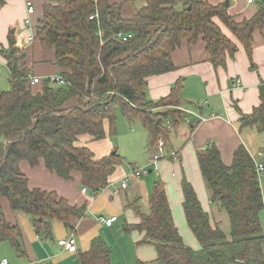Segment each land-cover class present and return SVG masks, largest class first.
Masks as SVG:
<instances>
[{
  "label": "trees",
  "instance_id": "obj_1",
  "mask_svg": "<svg viewBox=\"0 0 264 264\" xmlns=\"http://www.w3.org/2000/svg\"><path fill=\"white\" fill-rule=\"evenodd\" d=\"M127 1L143 3L129 20L123 19L120 11ZM4 4L5 0H0V7ZM214 18L240 41L251 61L252 33L264 27V6L249 20L237 23L224 4L211 5L205 0H122L115 4L110 0H48L35 27V39L54 50L65 85L43 80L39 93L31 90L29 71L18 65L22 45L16 30L9 29L8 49H0L10 76V90L0 91V198L8 201L13 212L25 214L42 240L52 239L53 220L71 228L70 218L81 217L84 211L70 206L55 192L29 188L19 162L35 167L42 160L64 180L79 172L97 194L108 184L121 157L114 152L96 160L91 150L75 143L83 135L94 141L115 136L113 114L119 106L129 121L140 118L149 133L151 150L158 138L166 144L165 118L175 126L184 116L175 109L180 86L175 83L164 98L147 101L146 79L174 70L171 54L182 42L192 46L198 38L204 42L212 66L224 68L227 57L234 58L237 49ZM118 33L130 38L121 41ZM75 96L78 105L64 109L63 103ZM258 98L260 104L241 117L239 129L264 132V81L258 86ZM232 160L226 167L212 144L196 154L210 203H218L227 215L230 240L217 224L212 225L190 183L181 181L184 219L201 244L198 251L183 243L163 183L153 184L148 208L137 209L140 223L133 228L144 233L143 244L155 249L157 264H264L259 174L244 145L234 151ZM21 238V229L6 221L0 205V243L9 244L21 257ZM77 256L79 264H112L110 248L100 237L93 238L89 249Z\"/></svg>",
  "mask_w": 264,
  "mask_h": 264
},
{
  "label": "crops",
  "instance_id": "obj_2",
  "mask_svg": "<svg viewBox=\"0 0 264 264\" xmlns=\"http://www.w3.org/2000/svg\"><path fill=\"white\" fill-rule=\"evenodd\" d=\"M26 1H31L33 5V14L29 16L33 30L23 26V20L28 16ZM47 1L5 0V4L0 7V49H8L9 29L16 30L17 40L22 45L18 63L20 69L30 71L41 79L57 77L61 73V68L54 58V50L44 48L35 39V27L40 19L42 7ZM118 1L110 0V3L115 4ZM205 1L211 5L227 2V6L225 4L224 6L229 16L237 23L249 20L264 6V0ZM213 22L237 49L234 58L227 57L224 68L212 66L210 55L205 50V44L202 39L198 38L192 46L182 42L171 54L174 70L162 75L149 76L146 79L145 98L147 101L164 98L171 92L175 83H178L180 86L177 97L179 104L175 109L202 117L201 121L196 120L195 124H189L185 122L183 116V119L175 126L171 124L168 117L165 118L164 125L169 132L165 147L167 151L174 150L178 153L177 161L169 159L160 161L158 171L131 178L128 186L123 189L120 187L122 178L131 166L123 167L120 160L113 174L108 177L106 187L95 195L92 189L85 184L79 172L71 173V179L64 180L49 171L43 165L42 160H39L35 167H31L25 161L19 162L18 167L26 178L29 188L55 192L60 198L66 199L70 206L82 207L84 214L81 217L70 218L71 228L53 220L51 222L52 239L42 240L35 233L29 218L23 213L13 212L8 201L0 198L6 221L10 225L17 224L22 232L21 243L24 256L20 257L21 261L14 264H79L78 252L87 251L95 237H100L110 248L112 264H157L154 261L155 249L151 245L143 244L144 233L133 228L140 223L137 209L147 210L152 186L157 181L163 183L172 220L178 232L182 225L177 224L175 215L177 214L178 217L182 213L184 218L183 194L180 188L183 179H186L192 186L200 206L208 214L212 225L217 224L220 227L217 216L220 213L223 215L225 211L218 203H210V193L200 175L196 154L203 152L208 145H215L223 164L227 167L233 161L234 151L244 145L255 165L264 166V132L258 128L239 129L241 117L250 115L260 104L258 86L260 81H264V27L252 33L250 61L242 44L226 25L217 18H214ZM30 33L34 39L27 42L26 37ZM0 63L8 70L9 75L8 61L1 55ZM41 85L31 86V90L39 93L42 91ZM77 103L78 98L75 96L63 103L62 107L64 109L73 108L78 105ZM75 144L91 150L96 160L116 152L114 142L108 135L101 141H94L91 136L83 135L78 137ZM149 160L142 162V165L147 166ZM154 172L156 173L155 178ZM262 176L264 174L259 175V184L260 181L261 183L264 181L261 179ZM109 216L117 217L116 222L110 227L102 225L98 220L99 217ZM261 218L264 220V210L260 214V220ZM261 227L264 234L262 220ZM68 237H73L76 241L74 252L65 251L57 242Z\"/></svg>",
  "mask_w": 264,
  "mask_h": 264
},
{
  "label": "rangeland",
  "instance_id": "obj_3",
  "mask_svg": "<svg viewBox=\"0 0 264 264\" xmlns=\"http://www.w3.org/2000/svg\"><path fill=\"white\" fill-rule=\"evenodd\" d=\"M121 0L118 1V3ZM143 6L141 1H127L121 5V17L123 19H130L135 13L134 10L139 9ZM136 12V11H135ZM224 27V26H223ZM8 70L5 69L4 65L0 63V91L6 92L10 90ZM114 118H115V136L111 137L114 142V147L119 156H121V164L123 167L131 166L132 168L151 170L147 166H143L142 162L149 160L151 148L149 147V133L142 127V122L140 118H134L133 121H129L122 114L119 107L114 108ZM108 131V130H106ZM128 172L125 175H128ZM154 178H155V172ZM159 180L158 177H156ZM264 180V176L261 177ZM264 183V181H263ZM260 181V187L263 191L264 198V184ZM225 213V212H224ZM222 215L220 213L218 221H220V230L224 233L227 240H230L229 236V221L227 219L226 213ZM222 216L224 217L222 219ZM179 218V219H177ZM179 220V222H178ZM262 222L264 220L261 218ZM175 221L177 224L182 225L180 229V236L186 246L190 247L193 251H198L201 248V244L194 238L189 228L184 222L183 214L175 215ZM193 243V244H192ZM199 246V248H196ZM5 257L10 263H17L22 260L16 255L15 251L6 242L0 243V260ZM23 262V261H22ZM9 263V264H10Z\"/></svg>",
  "mask_w": 264,
  "mask_h": 264
},
{
  "label": "built area",
  "instance_id": "obj_4",
  "mask_svg": "<svg viewBox=\"0 0 264 264\" xmlns=\"http://www.w3.org/2000/svg\"><path fill=\"white\" fill-rule=\"evenodd\" d=\"M26 5V14H28V16L26 18H24L23 20V26L27 27V29L33 30L31 29L32 27V22L30 19V15L33 14V5L31 3V1H26L25 3ZM117 38L120 39L121 41H125L127 38H130V35H123L121 33L117 34ZM34 36L30 33L27 37L26 40L27 42H31L33 41ZM27 80L28 83L31 86L34 85H38L41 84L43 80H47L49 83L54 84V85H65V81L62 79V77L60 76H51V77H46L45 79H41L39 77H36L35 75H33L30 71L27 73ZM182 112L184 113V120L186 123L189 124H195V121H201L202 117L197 115V114H193L190 112H186L184 110H182ZM168 127V126H167ZM179 158L178 153L175 152L174 150H170L167 151L166 147H165V143L163 141L162 138H158L156 141V145L155 148L151 150V156H150V160H149V167L151 168V170H147L146 168L143 169H138L136 168H130L129 169V173L128 175H124V177L122 178L123 180L121 181V188H126L129 184V182L131 181V178H136L139 176H144L146 175L149 171H158L159 169V162L169 159L171 161H177ZM255 169H256V173L257 174H264V166L262 164H258L255 165ZM83 191H86L85 189H83ZM99 222L104 225V226H112V224L114 222H116L117 217L116 216H109L107 218L104 217H99L98 218ZM59 246H61L65 251L67 252H74L75 251V246H76V241L74 240L73 237H68V238H62L61 240L57 241ZM0 264H9V261L5 258H2V261L0 262Z\"/></svg>",
  "mask_w": 264,
  "mask_h": 264
},
{
  "label": "water",
  "instance_id": "obj_5",
  "mask_svg": "<svg viewBox=\"0 0 264 264\" xmlns=\"http://www.w3.org/2000/svg\"><path fill=\"white\" fill-rule=\"evenodd\" d=\"M227 6V2L224 3ZM150 172V171H149Z\"/></svg>",
  "mask_w": 264,
  "mask_h": 264
}]
</instances>
